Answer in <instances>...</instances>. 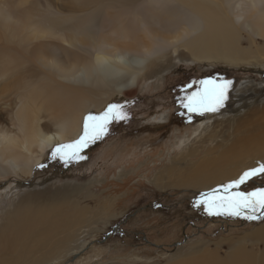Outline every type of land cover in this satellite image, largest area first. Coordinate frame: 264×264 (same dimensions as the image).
I'll return each instance as SVG.
<instances>
[{
    "label": "bare ground",
    "instance_id": "6f19581e",
    "mask_svg": "<svg viewBox=\"0 0 264 264\" xmlns=\"http://www.w3.org/2000/svg\"><path fill=\"white\" fill-rule=\"evenodd\" d=\"M221 60L264 64V0H0V177L23 182L0 210V264H60L105 224L114 199L94 192L96 180L26 186L48 151L80 136L88 113L134 98L143 79L177 62ZM244 106L155 185L208 190L264 162V103ZM245 237L264 246V226ZM228 243L224 259L200 243L167 264H264V248Z\"/></svg>",
    "mask_w": 264,
    "mask_h": 264
},
{
    "label": "rangeland",
    "instance_id": "374dc122",
    "mask_svg": "<svg viewBox=\"0 0 264 264\" xmlns=\"http://www.w3.org/2000/svg\"><path fill=\"white\" fill-rule=\"evenodd\" d=\"M251 62L255 60L177 62L155 78L143 79L133 100L113 102L126 104L130 118L110 126V134L85 151L87 160L65 166L49 158L52 150L47 152L43 160L46 167L35 172V178L26 183L28 188H36L42 181H76L84 185L96 180L94 192L102 199L115 200L105 224L88 232L80 241L84 246L60 264H167L200 243L217 250L224 259L232 251L228 243L232 239L238 246L262 251V243L253 244L245 235L263 227L264 220L208 216L192 206L198 194L206 190L163 189L155 185L173 160L204 139L216 121L224 130L227 124L234 125L236 117L223 116L242 112L243 105L249 109L264 103V64ZM207 77L234 82L229 100L220 113L193 115L189 123L187 114L180 115L184 110L179 108L177 98L183 94L184 85ZM18 184L23 182L14 176L0 177V210L6 208L7 212L5 197ZM258 187H264V179H254L241 190ZM86 201L89 216H96L97 201ZM4 215L5 212L1 214Z\"/></svg>",
    "mask_w": 264,
    "mask_h": 264
},
{
    "label": "snow or ice",
    "instance_id": "6c2138e0",
    "mask_svg": "<svg viewBox=\"0 0 264 264\" xmlns=\"http://www.w3.org/2000/svg\"><path fill=\"white\" fill-rule=\"evenodd\" d=\"M233 83L227 79L207 77L184 85L181 88L183 94L177 98L179 108L184 110L180 115L187 114L190 123L193 115L205 117L220 113L229 100ZM129 118L124 103H110L102 112H90L84 117L80 136L56 145L49 158L65 166L87 160L85 151L108 136L110 126L126 122ZM254 179H264V162H257L256 167L244 170L235 179L200 192L192 206L202 209L208 216L264 220V187L241 190Z\"/></svg>",
    "mask_w": 264,
    "mask_h": 264
}]
</instances>
